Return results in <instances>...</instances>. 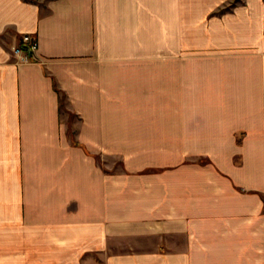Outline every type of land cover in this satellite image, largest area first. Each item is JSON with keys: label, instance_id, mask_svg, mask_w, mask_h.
<instances>
[{"label": "crops", "instance_id": "crops-1", "mask_svg": "<svg viewBox=\"0 0 264 264\" xmlns=\"http://www.w3.org/2000/svg\"><path fill=\"white\" fill-rule=\"evenodd\" d=\"M231 1L0 0V264H264V0Z\"/></svg>", "mask_w": 264, "mask_h": 264}, {"label": "built area", "instance_id": "built-area-1", "mask_svg": "<svg viewBox=\"0 0 264 264\" xmlns=\"http://www.w3.org/2000/svg\"><path fill=\"white\" fill-rule=\"evenodd\" d=\"M27 46L29 47V51L24 50V47ZM37 46V39L34 35L25 33L22 34L20 38V45L16 48H13V52L18 54L20 56L21 61H25L28 59L27 54L31 53L36 49ZM22 56L20 55L21 53H24Z\"/></svg>", "mask_w": 264, "mask_h": 264}, {"label": "trees", "instance_id": "trees-1", "mask_svg": "<svg viewBox=\"0 0 264 264\" xmlns=\"http://www.w3.org/2000/svg\"><path fill=\"white\" fill-rule=\"evenodd\" d=\"M239 1V0H232L231 2H229L227 5H225L223 8H221L219 11H223V10H227L230 9L232 6L235 5V3Z\"/></svg>", "mask_w": 264, "mask_h": 264}, {"label": "rangeland", "instance_id": "rangeland-1", "mask_svg": "<svg viewBox=\"0 0 264 264\" xmlns=\"http://www.w3.org/2000/svg\"><path fill=\"white\" fill-rule=\"evenodd\" d=\"M73 120H74V118H73ZM97 158H98V156H97ZM118 162H119V160L113 158V167H114L115 169L118 168ZM113 170H114V169H113Z\"/></svg>", "mask_w": 264, "mask_h": 264}, {"label": "water", "instance_id": "water-1", "mask_svg": "<svg viewBox=\"0 0 264 264\" xmlns=\"http://www.w3.org/2000/svg\"><path fill=\"white\" fill-rule=\"evenodd\" d=\"M24 50L29 51V47L25 46Z\"/></svg>", "mask_w": 264, "mask_h": 264}]
</instances>
